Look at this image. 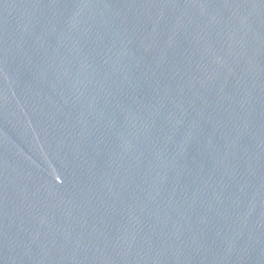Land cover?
<instances>
[{"label": "water", "instance_id": "water-1", "mask_svg": "<svg viewBox=\"0 0 264 264\" xmlns=\"http://www.w3.org/2000/svg\"><path fill=\"white\" fill-rule=\"evenodd\" d=\"M0 264H264V0H0Z\"/></svg>", "mask_w": 264, "mask_h": 264}]
</instances>
